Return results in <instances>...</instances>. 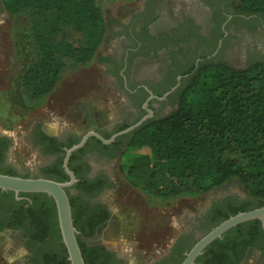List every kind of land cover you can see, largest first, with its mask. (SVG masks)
I'll use <instances>...</instances> for the list:
<instances>
[{"label":"trees","instance_id":"trees-1","mask_svg":"<svg viewBox=\"0 0 264 264\" xmlns=\"http://www.w3.org/2000/svg\"><path fill=\"white\" fill-rule=\"evenodd\" d=\"M236 1L244 14L264 16V0ZM1 2L10 17L21 14L27 17L33 59L21 75L20 88L29 103H41L56 88L69 64L86 66L95 58L105 34V19L96 0ZM69 32L82 37L83 43L70 41ZM103 137L109 139L110 135ZM44 138L52 140L46 135ZM119 139L124 141L121 148L125 150L149 151L134 156L124 169L126 183L149 197L159 200L191 198L234 181L240 185L248 196L247 201L218 212L203 226L205 233L230 216L263 207L264 63L253 62L243 69L223 61L200 64L180 91L175 110L144 123ZM78 141L76 139L67 148ZM62 161L61 158L55 173L44 174L43 178L60 183L68 181ZM0 174L18 176L13 169ZM29 195L45 198L39 210L29 214L32 239L43 245L42 264H70L61 243L53 200L45 194L21 193L19 196ZM67 195L84 264H105L98 262V257L82 242V238L93 234L95 219L76 205V196L68 192ZM34 205L30 206L31 210ZM105 226L106 222L99 232ZM47 235L50 236L48 241ZM255 238H264L258 221L240 224L228 230L222 239L209 244L195 264L208 261L225 264L218 260L221 251L231 249L234 243ZM192 246L183 245L178 249L179 264L184 258L181 253Z\"/></svg>","mask_w":264,"mask_h":264},{"label":"flooded vegetation","instance_id":"flooded-vegetation-1","mask_svg":"<svg viewBox=\"0 0 264 264\" xmlns=\"http://www.w3.org/2000/svg\"><path fill=\"white\" fill-rule=\"evenodd\" d=\"M237 4L236 0H172L166 6L158 0H144L139 11L112 30L111 35L118 42L119 50L115 54L100 56L114 90L123 97L117 116L108 125L93 126L81 134L69 129L59 135H50L40 125L30 128L27 141L42 161L35 166L33 176L55 173L65 150L70 148L67 146L76 139L80 141L88 131H94L102 138L104 134L111 137L148 113L151 116L144 123L160 118L158 113L175 110L180 91L200 64L226 62L221 55L224 50L232 49L233 39L242 37L248 27L262 25V16L244 14L237 9ZM3 14L7 13L0 0V17ZM97 53L95 58L99 59ZM119 138L104 145L90 136L68 160V168L76 182L67 192L76 196V205L95 219L93 234L82 238V242L98 257V262L105 264H127V261L124 255L102 240L112 211L101 197L110 190L112 181L104 171L95 169L92 162H112L120 158L125 148H121L124 141ZM10 143L8 137L0 135V172L13 169L20 176L8 158ZM19 195L0 191V236L8 238V255H12L4 264H42L43 245L32 239L29 214H35L45 203V198ZM246 201V198L235 195L215 200L197 218L195 231L179 234L167 251L155 255L148 264H179L178 249L194 244L205 234L203 226L208 220L227 207H237ZM31 205L35 206L33 211ZM104 222L106 226L99 232ZM49 237L47 235V241ZM184 253L185 250L181 256ZM218 260L225 264H264V238L234 243L231 249L220 252ZM207 264L217 263L208 261Z\"/></svg>","mask_w":264,"mask_h":264},{"label":"rangeland","instance_id":"rangeland-1","mask_svg":"<svg viewBox=\"0 0 264 264\" xmlns=\"http://www.w3.org/2000/svg\"><path fill=\"white\" fill-rule=\"evenodd\" d=\"M158 1L169 6L172 0ZM143 2L96 0L105 19V34L97 53L99 59L94 58L86 66L69 64L56 88L39 104L29 103L20 88L21 75L33 59L27 17L25 14L0 17V135L11 140L8 158L20 176L34 177L35 166L42 162L27 141L30 128L40 125L50 135L69 129L81 134L115 119L123 97L114 90L100 56L119 50L112 30L139 11ZM237 9L240 10L238 4ZM54 16L52 13L51 17ZM262 17V25L248 27L242 37H235L232 49L224 50L221 59L236 69L246 68L253 62L264 63ZM68 39L76 44L84 41L70 32ZM171 111L158 116H166ZM148 153L146 149L125 150L112 162H92L95 169L104 171L112 181L110 190L101 197L112 211L102 240L124 255L127 264H148L155 255L167 251L179 234L195 231L197 218L215 200L232 195L248 199L235 181L197 197L171 200L149 197L130 187L124 179V169L132 158ZM9 246L8 238L0 236V264L12 256L8 255Z\"/></svg>","mask_w":264,"mask_h":264},{"label":"water","instance_id":"water-1","mask_svg":"<svg viewBox=\"0 0 264 264\" xmlns=\"http://www.w3.org/2000/svg\"><path fill=\"white\" fill-rule=\"evenodd\" d=\"M150 116L151 113H148V116L143 117L134 125L113 134L109 139L102 138L94 131H88L85 133L77 144L65 150L62 167L66 175L69 177V180L66 182L60 183L43 177L24 178L21 176L0 174L1 192H11L15 195L21 193L45 194L53 200L56 209V217L61 242L66 249L67 261L70 264H84L76 239L78 232L73 226L71 207L69 197L67 195V189L72 187L76 182L75 176L68 168V160L70 155L74 151L82 148L90 136L95 137L102 144L107 145L114 142L116 138L127 135L136 128L140 127ZM250 221H258L262 231L264 232V206L246 212H239L234 216H230L228 219L222 221L217 226L212 228L209 232L201 235L190 248V250L184 253V258L180 264H195L197 257L203 254L205 248L209 244L217 239H221L228 230Z\"/></svg>","mask_w":264,"mask_h":264}]
</instances>
